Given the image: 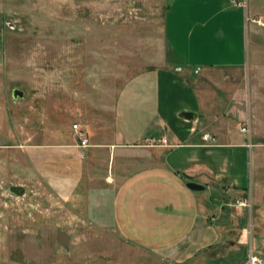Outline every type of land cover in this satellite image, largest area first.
I'll return each instance as SVG.
<instances>
[{"label": "rangeland", "instance_id": "obj_1", "mask_svg": "<svg viewBox=\"0 0 264 264\" xmlns=\"http://www.w3.org/2000/svg\"><path fill=\"white\" fill-rule=\"evenodd\" d=\"M224 12L235 14V20H217ZM199 13L217 20L206 27L212 60H222L227 42L235 39L234 59L243 63V78L232 95L224 89L222 93L213 81L212 94L223 96L213 97L211 104L232 115L233 123L227 125L235 128L242 122L247 127H236L235 134L247 145L235 153L232 149L229 173L244 181L242 190L251 196L256 176L264 186V67L260 88L252 86L249 75L253 62L264 66V0H4L8 79L0 96L8 98L9 107L4 100L0 133L10 136L0 144V264H112L114 250L139 252L111 229L86 221L82 190L69 195L70 188L62 194L50 185L44 145L77 142L71 124L85 128L79 118L83 109L107 120L112 100L128 77L158 65L163 50L170 61L174 53H186V36ZM236 72L231 73L234 79ZM15 88L23 95L14 99ZM240 110L244 118L236 116ZM51 121L53 132L48 131ZM53 149L60 172L64 149ZM69 156L71 162L77 160ZM92 167L100 172L99 165ZM75 169L72 173L78 174ZM262 197L264 201V191ZM252 199L250 210L246 207L238 219L250 228L254 251L264 253V205L258 213ZM59 232L68 236L66 244ZM242 247L235 242L215 260L206 256L191 264H231Z\"/></svg>", "mask_w": 264, "mask_h": 264}, {"label": "crops", "instance_id": "obj_2", "mask_svg": "<svg viewBox=\"0 0 264 264\" xmlns=\"http://www.w3.org/2000/svg\"><path fill=\"white\" fill-rule=\"evenodd\" d=\"M195 16L197 25L194 21L187 33L186 53H174L170 61L163 50L158 65L128 77L112 100L110 118L84 109L80 112L88 146H78V140L44 145L48 149L45 179L50 185L62 194L70 188L73 194L69 195L82 190L86 221L96 228L111 229L139 251L114 250L112 264H191L206 256L213 261L235 242L244 248L231 264H242L248 254L250 228L238 219L246 207L234 208L233 202L252 197L255 210L263 211L264 186L259 176L249 196L242 190L244 181L229 173L232 149L235 153L247 145L235 134L243 123L235 128L227 125L233 123L232 115L213 109L211 104L224 90L232 95L243 78V63L234 59L235 39L227 42L222 60H212L206 27L216 20L215 15ZM235 18V14L224 12L217 20L231 22ZM8 35L4 0H0V87L8 79ZM263 67L254 62L249 65L253 87L260 88ZM234 71L236 79L231 74ZM214 80L221 94H212ZM4 100L9 107L8 98L0 96V124ZM236 116L245 115L240 110ZM53 125L51 121L48 131H54ZM9 136L0 133V144ZM163 136L168 140L166 145L147 144L148 138ZM54 145L64 149L59 154L60 172ZM69 155L77 160L71 162ZM95 164L100 172L92 167ZM71 165L77 167L78 174L72 173L76 169ZM71 173L75 176H69Z\"/></svg>", "mask_w": 264, "mask_h": 264}, {"label": "built area", "instance_id": "obj_3", "mask_svg": "<svg viewBox=\"0 0 264 264\" xmlns=\"http://www.w3.org/2000/svg\"><path fill=\"white\" fill-rule=\"evenodd\" d=\"M234 1V0H233ZM237 3V2H236ZM253 20L257 23H262L263 20L260 17L253 18ZM72 128L74 129L77 139H78V146L86 147L88 146V138L86 135V131L81 128L80 123H73ZM241 131H247L246 126L240 127ZM168 140L165 136L160 138H148L147 144L148 145H166ZM234 208H249L251 203L248 199H235L233 202ZM242 264H264V254H259L254 251L251 244H249L248 254Z\"/></svg>", "mask_w": 264, "mask_h": 264}, {"label": "water", "instance_id": "obj_4", "mask_svg": "<svg viewBox=\"0 0 264 264\" xmlns=\"http://www.w3.org/2000/svg\"><path fill=\"white\" fill-rule=\"evenodd\" d=\"M23 95V91L15 88L12 91V98H17L18 96H22ZM59 240L62 242V244H66L67 240H68V236L63 233V232H59Z\"/></svg>", "mask_w": 264, "mask_h": 264}]
</instances>
